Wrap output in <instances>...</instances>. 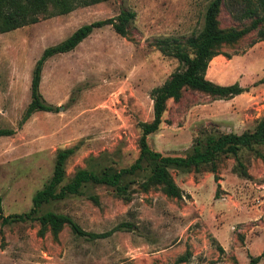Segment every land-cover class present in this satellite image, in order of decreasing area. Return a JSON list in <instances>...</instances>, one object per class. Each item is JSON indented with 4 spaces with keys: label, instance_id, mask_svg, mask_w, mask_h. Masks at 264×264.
I'll list each match as a JSON object with an SVG mask.
<instances>
[{
    "label": "rangeland",
    "instance_id": "1",
    "mask_svg": "<svg viewBox=\"0 0 264 264\" xmlns=\"http://www.w3.org/2000/svg\"><path fill=\"white\" fill-rule=\"evenodd\" d=\"M210 1L107 0L0 33V128L15 131L0 136L4 215L33 206L32 196L53 173L58 149L76 146L65 164V181L82 167L100 172L135 160L138 124L153 116L150 89L180 65L158 43L199 34ZM243 6L244 0H226L220 25L249 23L235 18ZM122 9L135 13L128 36L104 25L73 50L45 61L39 91L59 109L35 112L20 125L42 51L82 24L115 17ZM209 64L208 80L238 82L248 90L223 98L185 89L180 101L168 102L163 122L150 134L154 150L183 156L209 137L252 129L263 114L264 84L256 81L264 75V40L256 29L232 46L223 45ZM260 149L264 152V146ZM239 157L248 176L231 156H219L217 173L171 169L182 198L151 188L136 189L125 201L108 186L86 184L80 194L48 202L38 212L67 214L89 232H106L121 222L136 226L107 237L79 236L67 224L57 238L50 230L41 236L38 221H0V264H248L264 246V164L253 150L242 149ZM256 264H264V258Z\"/></svg>",
    "mask_w": 264,
    "mask_h": 264
},
{
    "label": "trees",
    "instance_id": "2",
    "mask_svg": "<svg viewBox=\"0 0 264 264\" xmlns=\"http://www.w3.org/2000/svg\"><path fill=\"white\" fill-rule=\"evenodd\" d=\"M107 0H0V33H6L14 28L35 23L40 18L51 15H62L71 12L81 5H91ZM226 0H211L203 14V25L197 35L188 36L183 42L178 40H164L158 43L159 50L167 56L177 59L180 64L169 78L161 85L150 89L153 98V116L149 121L139 122L140 138L138 141L139 154L135 160L126 167L106 166L102 171L82 167L78 169L69 180L66 179V161L75 152L76 146L61 148L56 151L54 170L43 187L32 196L33 206L23 213L4 215L3 199L0 196V221L2 225L13 221H38V233L44 236L48 230L58 237L64 225H69L72 232L79 236L91 239L103 238L111 235L115 229L133 230L136 228L132 222H121L106 232H89L80 227L71 216L50 210L38 214L43 205L48 202L64 199L69 195L80 194L86 184L105 185L113 189L114 195L125 201H131L132 193L136 189L147 192L157 189L171 198H182L184 191L177 185L171 169L184 171H201L208 168L217 173L219 156H231L235 159L242 174L248 176L246 166L239 157L240 151L253 150L255 156L264 164V112L255 121L252 129L237 132L220 133L216 137H209L204 145H194L189 154L164 155L154 150L148 143L151 133H155L163 122L164 113L170 100L180 101L185 89L204 93L211 96L231 98L247 91V87L238 82L223 85L214 83L206 78L210 60L216 56L221 47L232 46L243 40L256 29L259 39L264 40V0H244V6L238 14V20L249 18V23L242 26L224 27L220 25L219 14ZM135 16L128 10H121L115 17L99 19L84 23L69 37L56 45L47 46L36 61L32 72L30 85V103L26 106L19 124L25 123L32 114L38 111H57L58 106L47 103L39 91L41 73L45 61L56 54L73 50L83 38L91 35L95 28L111 25L115 31L128 36L127 25ZM264 84V75L256 81ZM13 129L0 128V136H11ZM218 176L216 175L215 178ZM135 185V187H133ZM93 200L98 201L95 196ZM248 264H256L264 258V246L260 254L249 256ZM187 259V253L178 258V262Z\"/></svg>",
    "mask_w": 264,
    "mask_h": 264
}]
</instances>
